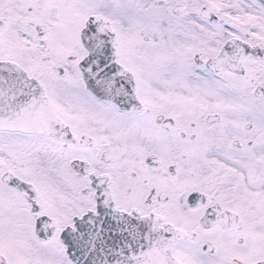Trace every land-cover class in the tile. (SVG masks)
Returning <instances> with one entry per match:
<instances>
[{
    "label": "snow or ice",
    "instance_id": "1",
    "mask_svg": "<svg viewBox=\"0 0 264 264\" xmlns=\"http://www.w3.org/2000/svg\"><path fill=\"white\" fill-rule=\"evenodd\" d=\"M0 264H264V0H0Z\"/></svg>",
    "mask_w": 264,
    "mask_h": 264
}]
</instances>
